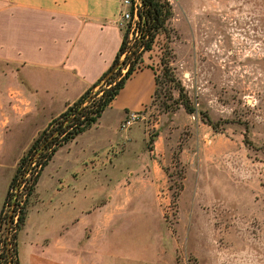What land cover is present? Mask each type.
<instances>
[{
	"label": "rangeland",
	"instance_id": "1",
	"mask_svg": "<svg viewBox=\"0 0 264 264\" xmlns=\"http://www.w3.org/2000/svg\"><path fill=\"white\" fill-rule=\"evenodd\" d=\"M167 1V32L135 67L151 68L156 78L142 114L148 147L167 173L162 216L144 199L127 212L123 243L140 248L109 262L264 264V0ZM8 136L0 146L3 216L21 157ZM27 136L29 130L17 141L26 145L24 153L32 141ZM61 155L45 168L40 190ZM17 243L21 259L25 230Z\"/></svg>",
	"mask_w": 264,
	"mask_h": 264
},
{
	"label": "crops",
	"instance_id": "2",
	"mask_svg": "<svg viewBox=\"0 0 264 264\" xmlns=\"http://www.w3.org/2000/svg\"><path fill=\"white\" fill-rule=\"evenodd\" d=\"M120 2L0 0V146L9 133L21 156L20 133L29 130L33 141L107 70L123 38ZM155 88L151 68L133 71L97 120L57 147L19 230L26 235L20 264H113L110 256L140 248L123 243L125 214L144 199L162 216L167 184L143 122ZM130 111L142 117L123 126Z\"/></svg>",
	"mask_w": 264,
	"mask_h": 264
},
{
	"label": "trees",
	"instance_id": "3",
	"mask_svg": "<svg viewBox=\"0 0 264 264\" xmlns=\"http://www.w3.org/2000/svg\"><path fill=\"white\" fill-rule=\"evenodd\" d=\"M142 9L138 13L139 20L143 23L142 34L134 44L127 46L128 30L122 29L123 38L119 49L111 63L101 76L89 86L77 99L67 105L64 111L54 117L33 139L28 149L21 155L13 174L9 188L13 186L17 179L24 180V186L19 193V200L13 202V211H18V217L14 223L15 229L10 232V245L4 246L5 261L11 264H20L17 253V234L24 223L27 206L33 193L37 178L41 169L51 158L58 146L72 139L75 135L85 128L91 126L101 112L115 97L119 89L123 86L125 80L132 73L136 62L141 58L142 53L146 49H150L152 41L156 34L167 32L166 20L172 13V7L167 0H141ZM168 36V35H167ZM124 53L123 58L121 55ZM127 64L126 71L121 74L118 63ZM105 85L101 86V83ZM100 84V91L94 97L90 105L82 106V102L90 95L91 90ZM97 91V92H98ZM96 92V93H97ZM187 111H192V107L187 102H183ZM208 123L215 129L217 125L211 119H207ZM22 173H19L21 172ZM25 174H28L25 176ZM10 191L7 190L3 201V206L8 200ZM0 214V225H1ZM12 220V219H11ZM1 262V260H0ZM174 264H180L175 262Z\"/></svg>",
	"mask_w": 264,
	"mask_h": 264
},
{
	"label": "built area",
	"instance_id": "4",
	"mask_svg": "<svg viewBox=\"0 0 264 264\" xmlns=\"http://www.w3.org/2000/svg\"><path fill=\"white\" fill-rule=\"evenodd\" d=\"M141 9H142L141 0H121L120 2L118 24L121 27V29L128 30V35H129L127 39L128 47L132 46L134 42L140 38V35L143 32L142 31L143 23L139 20V15H138ZM157 38H158V34H156L155 38L153 39L151 47L153 46ZM122 56H124V53L121 55V59L123 58ZM117 66H120V73L123 74L128 67V63L123 65L120 62L117 64ZM135 67L132 70V72L136 70ZM103 85H105V82L101 83V86ZM96 86H98V89L94 90ZM96 86L91 90L90 95L82 102V106L90 105L94 97L98 95V93L100 92L98 90L100 89L101 86L100 84ZM140 117H142V115H140L135 111L128 112L124 119L123 126L131 125L133 122L139 120ZM23 185H24V180L20 179L13 186L9 188L10 194L7 202L4 205V206L8 205L6 215L3 216L1 214L2 219L0 225V260H1L0 264H11L9 260L5 261L6 257H5L4 246L7 245L9 247V245L11 244L10 232L15 229V227L13 226L18 217V211H13V202L19 200V193Z\"/></svg>",
	"mask_w": 264,
	"mask_h": 264
}]
</instances>
